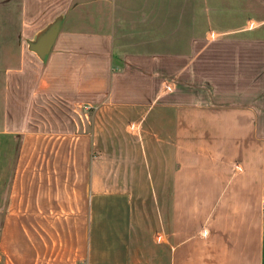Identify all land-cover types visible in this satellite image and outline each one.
<instances>
[{"label":"crops","instance_id":"obj_1","mask_svg":"<svg viewBox=\"0 0 264 264\" xmlns=\"http://www.w3.org/2000/svg\"><path fill=\"white\" fill-rule=\"evenodd\" d=\"M19 7L0 264H264V0Z\"/></svg>","mask_w":264,"mask_h":264},{"label":"rangeland","instance_id":"obj_2","mask_svg":"<svg viewBox=\"0 0 264 264\" xmlns=\"http://www.w3.org/2000/svg\"><path fill=\"white\" fill-rule=\"evenodd\" d=\"M19 4L20 0H0V116L6 102L17 106L20 100L19 95L25 92V87L29 89L34 84L36 76L32 67L28 74L24 72L19 75L17 73L25 50ZM34 48L33 46L29 47L30 55L33 57V54H36ZM215 52H219V55L222 56L218 63L219 69H226L229 66L226 59L230 57V48L225 47L222 50H215ZM248 65L247 69L249 68V72L252 74L250 85L264 87V63L255 62ZM238 75L240 76V74ZM8 81L9 84L11 83L9 89ZM245 82L248 83V80ZM262 99L264 103V95H262ZM15 113L17 114L18 111Z\"/></svg>","mask_w":264,"mask_h":264},{"label":"water","instance_id":"obj_3","mask_svg":"<svg viewBox=\"0 0 264 264\" xmlns=\"http://www.w3.org/2000/svg\"><path fill=\"white\" fill-rule=\"evenodd\" d=\"M52 38L48 39L47 42L43 45V48L41 47V51L46 52L48 50V48L50 47V44L52 42Z\"/></svg>","mask_w":264,"mask_h":264},{"label":"built area","instance_id":"obj_4","mask_svg":"<svg viewBox=\"0 0 264 264\" xmlns=\"http://www.w3.org/2000/svg\"><path fill=\"white\" fill-rule=\"evenodd\" d=\"M263 208H264V199H263Z\"/></svg>","mask_w":264,"mask_h":264}]
</instances>
